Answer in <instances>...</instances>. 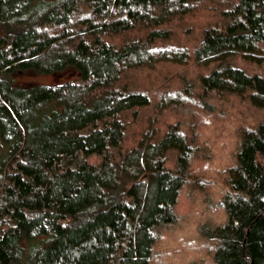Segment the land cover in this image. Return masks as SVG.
I'll list each match as a JSON object with an SVG mask.
<instances>
[{"label":"trees","instance_id":"obj_1","mask_svg":"<svg viewBox=\"0 0 264 264\" xmlns=\"http://www.w3.org/2000/svg\"><path fill=\"white\" fill-rule=\"evenodd\" d=\"M214 11L190 47L175 27ZM264 0H0V264H151L161 231L177 222L196 149L178 125L156 120L126 145L152 107L135 72L172 64L205 70L184 94L156 105L210 110L212 95L262 112L241 124L220 198L225 220L202 225L212 264H264ZM73 79L17 87L13 72ZM168 97V98H167ZM188 102V103H187ZM175 155L174 165L169 164ZM207 191L200 179L193 182Z\"/></svg>","mask_w":264,"mask_h":264},{"label":"rangeland","instance_id":"obj_2","mask_svg":"<svg viewBox=\"0 0 264 264\" xmlns=\"http://www.w3.org/2000/svg\"><path fill=\"white\" fill-rule=\"evenodd\" d=\"M214 14L209 8L201 7L197 14L178 24L173 45L191 47L203 28L214 22ZM235 63L252 74H264V66L247 65L240 60ZM206 72L193 66L186 68L166 64L153 71L135 72L130 80L151 97L153 106L140 111L136 121H132L126 145L136 143L137 135L148 126L149 119H155L161 133L172 125L181 126L196 149L190 182L176 208L177 222L161 231L151 264H212L213 247L211 242L201 237L200 227L208 223L220 224L225 220L220 198L227 189L226 171L233 165L238 149L239 127L241 124L252 126L263 117L262 112L251 107L245 99L228 95H212L209 101L212 107L207 111H203L196 101L194 105L187 102L189 109L185 113L176 107L158 112L156 105L164 95L184 94L183 89L187 86L192 85V96L197 99L200 92L197 78ZM75 76L72 69L57 76L30 70L12 73L13 84L17 87L63 83ZM8 150L9 144L0 138V162ZM168 161L171 166L174 165L175 155H170ZM196 179L201 180L207 191L198 190V185L193 183Z\"/></svg>","mask_w":264,"mask_h":264}]
</instances>
